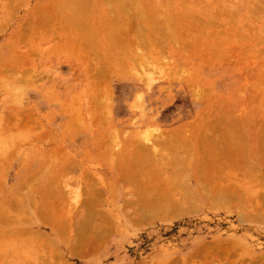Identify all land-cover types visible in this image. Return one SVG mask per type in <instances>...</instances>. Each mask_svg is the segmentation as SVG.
I'll use <instances>...</instances> for the list:
<instances>
[{
	"label": "rangeland",
	"instance_id": "374dc122",
	"mask_svg": "<svg viewBox=\"0 0 264 264\" xmlns=\"http://www.w3.org/2000/svg\"><path fill=\"white\" fill-rule=\"evenodd\" d=\"M15 1L18 2L19 0ZM38 1L42 0H24L17 3L19 5L13 7V12H11L12 10L6 11L4 8L9 5L4 4L7 6L4 7L2 4L4 1L0 2L2 4L0 5V210L6 209L5 215L8 212L10 216L16 219L15 221L0 223V235L2 233L3 236V227L8 230L19 227L29 228L32 231L41 232L43 234L41 239L47 240L48 244L47 248L44 245L45 248L42 246L39 250L28 248V240L33 241V245L35 242L40 243L31 235L25 237L12 235L8 239L7 236H3L4 238L0 236V264H170L175 262L177 257L188 252L191 247L196 248L200 244L205 245L215 241H222L219 243L224 245H235H232L231 248L233 251V247H235L236 252H231L235 254L233 259L244 261L251 255H264V221L253 218L241 221L238 215V203H233L234 201L227 203L226 206H224L225 204L218 205L220 208L214 209L215 207H210L206 201L207 198H204L200 191V187L210 189L212 186L211 191L218 190L217 192H219L222 191L223 185L225 186L224 189H227L228 184H230L232 187H229V190L232 189L233 191L235 188L237 193H244V198H246L244 200H248L247 203L250 206L257 204V196L259 199L264 196V187H262L264 185V163L262 162L264 145H260L264 142V129L260 128L264 127V53L257 56L258 54L254 55L251 49V47L254 48L253 46L263 47L264 43L253 41V44H258L253 45L243 35L241 37L242 42L239 43L234 39V41L231 39L229 43L223 40V48L219 45L221 43L217 42L219 44L216 50L214 48L216 42L213 41L218 39L217 33L222 29H228L231 32L235 29L234 26H232L233 29H229L227 26L225 28L219 26H207L208 28H206V25H204L205 28L199 27L204 23L202 19L213 14H216L218 18L221 15L219 22L228 20L229 23H235L236 19L232 18V12L229 14L228 10H239L244 7V3L254 0H132V2H130L131 0H119L117 2L116 0H108L109 2L107 0H88V7L82 6L83 1L81 6L83 7L82 10L85 9L84 12L82 13L78 5L76 6L79 9H75L81 11L80 14L82 13V15L79 14L81 17L84 13L86 17L87 15L91 16H88L87 22L84 20L86 24L84 21L82 24L91 25L89 31L92 29V33L95 32L96 34L94 36L91 32L88 33V29H85L86 26L84 25L87 33L92 34L95 38V43L90 49H88L89 45H85L88 49L86 53L76 51L75 47L69 46L72 41L65 38V34L69 31L68 28H61V26L58 28L60 23L69 26V23H63V21H70L69 19L72 20L71 17L77 16L75 6L71 4L72 0H68L71 2L69 4L65 0L57 2L54 0L56 2L54 7H52L54 2L52 3L51 11H56L54 12L55 15L52 12L54 17L52 23L56 25L57 19L59 20V24L56 25L58 27L55 28L53 24L51 27L52 30L55 28L53 31L55 34L51 33V30H46L43 34L42 32L45 30L37 28V17H35L33 21L29 22L30 24L28 23V25L33 26L35 31L33 38L30 40L26 38V41L14 37L12 31L15 30V23L19 18L29 16L30 13V15L36 14L37 11L32 12V6ZM120 1L121 3L124 1L125 4H119ZM79 2L78 4H80ZM65 3L68 4L67 7ZM24 4L25 6H23ZM121 6L127 8L126 10L131 16L132 13L136 12V15L135 13L133 15L138 17L137 12H142L139 10L140 8L146 10L143 11L144 13L153 12L154 14L152 13V17V15L149 16L142 12L144 22L142 23L143 27L141 24L142 28L139 29L137 26L138 24L140 26L141 21L138 23L139 20L136 17L133 19L134 16L133 18L127 16L129 19L130 17L133 19H130L131 22L129 19L124 21L126 18L122 20L123 11L121 15V10L123 8L121 9ZM125 11L124 14L127 13ZM109 12L112 13L109 14ZM115 15L120 18L119 23V18ZM190 15L193 17L190 18ZM144 16L147 18L145 19ZM244 18L245 20L241 22V24H245L243 29L256 34L257 17H251L248 13L247 17L244 15ZM75 19L77 20L76 17ZM75 19L73 18V21ZM83 19L81 18L79 22ZM196 20H202L200 21L202 23H196ZM133 21L137 25H134ZM125 22L128 23V27L123 26ZM131 23L134 27L131 26ZM25 24L27 26V21ZM116 26L125 29L127 27L128 35L121 32L122 38ZM31 27L30 29L29 27L28 29L25 28L27 31L25 33L28 36H30L28 30L31 33L33 31ZM129 28H131V33H134L133 35H130ZM110 30L112 33L116 31L119 33L120 41L122 39L120 43L116 42L119 41V38L116 39L118 33L116 32L117 36L111 35ZM140 30L145 36L140 33ZM152 30L156 32L152 33L153 36L150 34ZM49 32L54 36L52 37ZM147 33L150 35L148 36ZM134 35V40L138 39L137 42L133 41L135 43L127 44ZM86 36L90 37L87 34ZM86 36V40L92 39V37ZM90 40L89 42L87 40L88 44H91L93 39L91 42ZM125 41L127 42L125 43ZM124 45L126 48H129L130 45L129 50H127L129 53H126ZM218 47L221 50H218L220 49ZM247 48L253 56L247 53ZM222 50L224 54H221L224 58L219 54ZM214 51L216 54L215 57H212ZM216 55L221 58H216ZM120 59L121 62L124 59L125 63L120 64ZM21 62L22 64H20ZM33 64L34 66H32ZM19 65L21 66L20 69ZM122 65L125 67L123 68ZM97 66H101V69L104 67L105 70L107 69L104 72H109V81L107 83L100 82L101 84L98 86H93L91 83L93 77L90 74L93 73L94 76L97 73L99 70ZM28 73L29 75H27ZM141 73L143 76L148 74L150 80L146 75L144 76L146 79H143V76L140 79ZM25 74L29 77L28 79H25L27 78ZM91 89L98 90L92 100ZM65 90H85L87 105H83L82 100L81 102L76 101L74 97L76 93H68ZM86 107H91V109H86ZM92 109L94 113L93 111L90 112ZM89 112L92 113L91 116ZM70 115H72L73 121L70 120ZM199 132L203 133L205 137L201 142L208 143L207 145L202 144L200 148L198 147L200 146L198 145V138L202 139V134L201 137L198 136V134L200 135ZM220 134L224 136L222 137ZM219 136L222 139H217ZM171 138L174 139L173 143L170 141ZM207 139L212 143L215 140L220 146L218 144L219 147H217L215 143L210 146L211 143L209 144ZM261 139L262 142L260 143ZM147 141L148 143H146ZM167 141H169L168 144H166ZM180 141L181 143H179ZM184 141L189 147L185 143L182 144ZM234 141L235 143H233ZM228 144L230 145L229 148ZM199 149L202 151V155L206 154L199 155V157L204 158L200 157L202 160L199 159L197 162ZM211 149L215 150L214 153L218 151V153H224L225 151V155L226 152H231V156H233L231 158L237 159L241 165L238 161L232 160L234 166L236 165L235 167L233 164L227 163L231 166L222 165V171L217 166L219 176L217 175L218 178L215 177L217 174L215 170L216 182H214V178L210 177L208 180L205 177L202 179H205L207 184L211 183V186L209 184L207 187L204 181H201L203 185L199 186L198 181L201 177L196 180L198 175L195 168L197 167L194 166H198L201 161L205 163L208 154L213 155ZM143 150L147 151L144 152ZM176 154L183 158L180 160ZM186 154L187 156H185ZM222 154L217 155L222 156L223 159L224 154ZM132 155L135 156L132 158ZM166 155L167 158L173 157V166H177L176 163L179 165L173 167L169 163L166 169L172 171L174 168L175 170L172 172H165V169L157 165L163 163L162 160L168 164L167 160L165 161ZM229 155L227 154V157ZM123 157L126 159H124L125 161ZM158 157L161 162L157 161ZM231 158L229 157V159ZM119 159L122 161L119 162ZM132 159L133 161L136 159L139 165L142 164L140 161L144 162L143 165L145 164L146 168H143L145 170L141 172L140 167L143 166L141 165L138 167L139 172L134 169L138 174L134 173L133 168H130L136 165ZM247 160L250 163L246 164ZM66 161L72 163L68 165ZM63 162L68 166L65 167ZM114 162L120 163L117 168V164L114 166ZM130 162L135 165L128 164ZM123 163L130 165V167L126 166V169H132L131 173L136 174L135 177L138 175L139 180L134 178V175L131 178L135 182L131 179L128 183L119 180L122 177L120 170L125 169ZM251 163L257 171L253 177L252 172L255 169L252 171ZM138 164L136 167L139 166ZM244 166L245 168H242ZM179 167L187 169L188 179H186L185 174L183 176L182 169L178 172L176 168ZM258 171L260 174L262 173L260 176L262 180L257 177L256 181L254 177L256 179L255 174H258ZM171 173L174 175L172 176ZM45 174L49 175L46 176ZM44 175L46 176L45 179L51 177L50 180L39 181L44 178ZM28 178H32V180ZM253 180L254 182H252ZM259 181H262V184ZM217 182L220 185L219 188L216 187ZM170 183L173 185H169ZM41 184L43 186L40 187ZM167 185L175 186L174 188L177 190L180 187L182 190L179 189L178 191L182 194L186 192L185 195L189 197L187 200H196L195 205L190 206L191 209L183 215L162 217L165 219L148 217L141 222L138 221V223L137 221L133 222L125 214V211L123 212L124 208H127L124 206L127 195L137 197V192L144 188L154 187L152 189L160 191ZM253 185L255 186L251 187ZM41 188L44 190L41 191ZM152 189L150 190L152 191ZM88 190L91 198L90 196L87 197L89 195ZM46 192L51 194H46ZM44 193L48 196L45 197ZM25 195L29 197L28 200L30 201L26 200L27 197H23ZM50 195H55V201ZM246 195L256 198L255 200L251 198V201ZM86 197L89 200H96L94 204L99 203L102 207L100 208L98 204L97 207H99L96 210L98 212L95 211L96 216L101 218L91 219L94 222L93 226H97L99 230L97 227L94 229L91 225V233H87L88 236H86L89 238L87 242H89L91 251L82 256H75L67 250L69 245L67 237L72 235L71 233L75 230L71 231L72 228L66 223L64 227H67L61 230L53 229L47 222L35 225L36 220L40 219L41 216L32 206V203L34 201L33 204L40 205L42 201L50 200L54 202L55 208L62 212L54 216L55 218L62 219L64 217L65 219V215H68L67 217L72 222V218L79 215L78 225L83 227L80 220L87 215L82 212L94 208V205L89 203V208L86 209L88 206L87 201H85V199L88 200ZM91 200L88 202L93 203ZM253 200L254 203H252ZM82 202L83 204H81ZM18 204L22 207L19 216L16 210ZM196 204L197 210H195ZM80 205L81 207L78 208L77 206ZM99 209L103 210L99 211ZM76 211L80 212L73 217V214H77ZM76 218L78 217H75V221ZM84 219L82 220L84 221ZM78 225L75 228H79ZM93 231L102 232L90 236L89 234L95 233ZM74 232L73 236L75 235ZM92 237L97 239L94 238V241ZM90 238L92 239L90 240ZM91 241H94L93 245ZM235 264H239L238 261H235Z\"/></svg>",
	"mask_w": 264,
	"mask_h": 264
},
{
	"label": "bare ground",
	"instance_id": "6f19581e",
	"mask_svg": "<svg viewBox=\"0 0 264 264\" xmlns=\"http://www.w3.org/2000/svg\"><path fill=\"white\" fill-rule=\"evenodd\" d=\"M2 0H0V2H1ZM4 1V3L2 2V4L4 5H9L10 6V8H12V9H10L9 8V6L7 7V6H5L4 5V7H7V8H4L6 11L7 10H12L11 12H13L14 10V6L15 5H19V4H17V3H20V2H23L24 0H19L18 2L17 1H15V0H3ZM56 2L57 1H59V0H55ZM54 0L53 1H51V0H42V1H38V2H35L34 4H33V8H32V12H34V11H37L36 12V14H37V16H36V14H33V15H30L29 14V16L27 15V16H25V17H21V18H19L18 20H17V22L15 23V30H13L12 31V33L14 34V37H17V38H20V39H23V40H26L27 41V39L29 38V40H30V38H33L32 36H34L33 34L35 33V31H34V29H33V26L32 25H28V23L29 22H31V20L33 21L34 19H35V17H37L36 18V20H37V28L39 29V30H45L44 32H42L43 34L46 32V30H51L50 32L51 33H53V31H55L54 29L56 28V27H58V26H56L57 24H59V20L57 19V24L55 25V24H53L52 23V20H54V17H53V15H52V12H53V14H54V12H56V11H51L52 9V7H54V4L56 3ZM66 2H68V0H65ZM71 1V0H70ZM68 2V4L69 3H71L72 4V6H75L74 7V9L76 8V9H81V11H82V13L84 12L83 10H85V9H83L82 10V8L83 7H88V4L87 3H89V1L87 0H72L71 2ZM80 1V2H79ZM84 1V3L82 4V6H81V3ZM105 1V0H104ZM108 1V0H107ZM112 1H114V0H112ZM117 1H119V0H116V2ZM125 1V0H124ZM124 1L121 3V1L120 2H118L119 4H123L124 3ZM134 1H137V0H134ZM54 2V3H53ZM74 2H75V5H74ZM78 2L80 3V4H78ZM109 2V1H108ZM130 2H132V0L130 1ZM148 2V1H147ZM152 2V1H151ZM193 2H195V1H193ZM52 3H53V6H52ZM189 3H190V1H189ZM198 3V2H197ZM2 4H0V5H2ZM59 4V3H58ZM68 4H66L65 3V6L67 7V5ZM108 4V3H107ZM125 4V3H124ZM76 5H78V7L79 8H77V6ZM111 5V4H110ZM138 5V4H137ZM142 5V4H141ZM23 6H25V4L23 5ZM52 6V7H51ZM56 6V5H55ZM71 6V5H70ZM71 6V7H72ZM81 6V7H80ZM18 7V6H17ZM64 7V6H63ZM65 7V8H66ZM143 7H145V6H143ZM56 8V7H55ZM68 8H69V6H68ZM123 7L121 6V9H122ZM150 8H151V6H150ZM54 9V8H53ZM56 9H58V7L56 8ZM61 9V8H60ZM60 9H58V10H60ZM70 9V8H69ZM75 9V10H76ZM91 9V8H90ZM109 9V8H108ZM124 9V10H123ZM122 10H121V15H122V11H123V15L121 16L122 17V20L124 19V18H126L124 21H126L127 19H129L128 17L129 16H131V14H129V12L126 10L127 8H123ZM16 10V9H15ZM62 10V9H61ZM64 10V9H63ZM127 11V13H125L126 14V16H124L125 14H124V11ZM139 10H142V12L143 11H146V10H143V9H139ZM3 11V10H2ZM9 11V12H10ZM68 11V10H67ZM70 11V10H69ZM74 11V10H73ZM77 11V10H76ZM80 10H78L77 11V16H73V17H71L72 18V20L71 19H69L70 21H72L71 23H70V21H67V20H64L63 21V23H69V26L67 25H61V23H60V25H59V27L58 28H60V26H61V28H63V27H66V29L67 30H69V31H67L66 29V31L68 32V33H66L65 34V31H64V34L66 35V37L65 38H67V39H69V40H71L72 42L69 44V46H71V47H75V49H76V51H79V52H83V53H86L87 51H88V49H90L91 48V46L93 45V43H95L94 42V40H95V38H94V36L96 35L95 34V32H93L92 33V29H91V31H89V29L91 28L90 26L91 25H85L86 24V22H87V20H89L88 18L89 17H91V16H89V15H87V17H86V15H85V13L83 14V17H81L80 15H82V13L80 14V12H81ZM89 11V10H88ZM125 11V12H126ZM10 12V13H11ZM72 12V11H71ZM86 12V11H85ZM114 12V11H113ZM131 12V11H130ZM140 12V13H139ZM141 11H138L137 12V14H139L138 15V17L137 16H134L133 14L135 13V15H136V12H134V13H132V18H133V16H134V18L133 19H136L137 18V20H139V22L138 23H140V21H141V23H140V26H139V24H138V26H137V28L139 27V29L140 28H142L143 27V20H144V18H143V13H142ZM150 12H151V10H150ZM232 12V15H233V17L232 18H235L236 20H235V23H234V25H233V23H229L228 22V20L227 21H225V22H219L220 20H221V15L219 16V18L217 17V15L216 14H213V15H211V16H208V17H211L210 19L208 18V17H206L205 19H202L203 21H204V23L203 24H201L199 27H201V28H203L204 27V25H206L205 27L206 28H208V27H212V26H215V27H217V26H219L220 28H222V27H224L225 28V26H227L229 29H233L232 28V26H234V28L235 29H233L231 32H229V30L228 29H222V31H220V32H218L217 33V38L218 39H214V43L216 42H219V43H221V44H219V43H215V49H216V47H217V45L219 44L220 46H221V48H223L224 47V42H223V40H225V41H227L228 43H229V41H231V39L233 40H235L237 43H239L240 41H241V37H243V35H245L246 37H247V40L251 43V44H253L252 42L253 41H256V42H258V43H260V42H262V43H264V0H254L253 2H247V3H244V7L243 8H241V9H229L228 10V13L230 14ZM8 13V12H7ZM108 13V12H107ZM106 13V14H107ZM110 13H112V12H109V14ZM118 13H119V11H118ZM117 13V14H118ZM142 13V14H141ZM146 13V15L148 14L147 12H145ZM144 13V14H145ZM153 13V12H152ZM152 13H149L148 15L149 16H151L152 15V17H153V14ZM250 14V16L251 17H257V19H256V24H257V27H256V29H257V33L256 34H252L249 30H247V29H243V27H245V24H241V22H243L244 20H245V18H244V15H246V17H247V14ZM80 14V15H79ZM87 14H89V13H87ZM105 14V13H104ZM109 14H108V16H109ZM128 14V15H127ZM7 15V14H6ZM35 15V16H34ZM55 15V14H54ZM61 15V14H60ZM84 15H85V17H84ZM113 14H111V16H112ZM145 15V16H146ZM185 15V14H184ZM205 15V14H204ZM24 16V15H23ZM64 16V15H63ZM80 16V17H79ZM89 16V17H88ZM103 16V15H102ZM107 16V17H108ZM118 16H119V14H118ZM117 15H115V17H118ZM128 16V17H127ZM144 16V17H145ZM206 16V15H205ZM75 17L77 18V20L75 19ZM80 19H79V18ZM106 17V16H105ZM113 17H114V15H113ZM130 17V19H132ZM136 17V18H135ZM189 17V16H188ZM193 17V16H192ZM191 17V15H190V18H192ZM237 17V18H236ZM64 18H65V16H64ZM73 18L75 19V21H73ZM81 18L83 19V18H85V19H83L82 21H80L79 22V20H81ZM87 18V19H86ZM104 18V17H103ZM111 19H112V17H110ZM119 18V17H118ZM147 17H145V19H146ZM151 18V17H150ZM150 18H148V19H150ZM8 19V18H7ZM7 19H6V21H7ZM67 19V18H66ZM79 19V20H78ZM111 19H109V21H112ZM129 19V20H130ZM132 19V20H133ZM152 19V18H151ZM150 19V20H151ZM199 19H201V18H199ZM86 22H85V21ZM132 20H130V22L132 21ZM149 20V21H150ZM153 20V19H152ZM151 20V21H152ZM197 20H198V18H197ZM196 20V23L197 22H200V21H202V20H200V21H197ZM26 21H27V26H26ZM67 21V22H66ZM83 21L85 22V24H82L83 23ZM108 21V22H109ZM119 21H120V18L118 19V23H119ZM146 21V20H145ZM36 22V21H35ZM60 22H62V20H60ZM78 22V23H77ZM128 22V21H127ZM127 22H125V24L123 25V26H127L128 25V23ZM134 22V21H133ZM132 22V23H133ZM217 22H219V23H217ZM72 23H75V24H72ZM131 23V26H133L134 27V25L136 24L135 22H134V25ZM154 23V22H153ZM169 23V22H168ZM200 23H202V22H200ZM213 23H214V25H213ZM30 24V23H29ZM54 25V27L55 28H53V30H52V28L51 27H53V25ZM71 24H72V26H71ZM81 24V25H80ZM141 24H142V27H141ZM152 24V23H151ZM86 26V28L85 29H88V33H92L94 36H92V34H88L87 33V30H85L84 29V27ZM109 25V24H108ZM111 25V24H110ZM137 25V24H136ZM145 25V24H144ZM153 25H155V24H153ZM152 25V26H153ZM164 25V24H163ZM238 25V26H237ZM32 26V27H31ZM88 26V27H87ZM130 26V25H129ZM146 26V25H145ZM147 26H148V24H147ZM149 26H150V23H149ZM158 26V25H157ZM156 26V27H157ZM160 26V25H159ZM158 26V27H159ZM203 26V27H202ZM208 26V27H207ZM27 27V29H28V27H29V29H30V27L33 29V31H32V33L30 32V30H28V32H29V35L30 36H28V35H26L27 33H25V32H27L26 30H25V28ZM128 27V26H127ZM127 27H126V29L124 28V27H119V26H116V28H118L119 29V33H120V35H122L121 37L123 38V34H121V32H123V33H127V31H128V29H127ZM133 27H131V28H133ZM136 27V26H135ZM154 27V26H153ZM161 27V26H160ZM204 27V28H205ZM120 28H121V30H120ZM131 28H129V30L131 29ZM148 28H150V27H148ZM152 28V27H151ZM139 29H137V31H139ZM144 29H146V28H144ZM64 30V29H63ZM125 30V31H124ZM142 30V29H141ZM141 30H140V33H141ZM146 30H148V29H146ZM150 30V29H149ZM112 30H110V32H111ZM116 31V30H115ZM151 31V30H150ZM153 31H155V30H152V32L150 33L152 36H153V34L152 33H156V32H153ZM49 32V34L51 35V33ZM107 32V31H106ZM117 32V31H116ZM110 33L111 35L112 34H115L116 36H117V33ZM130 33H131V30L129 31ZM144 32V31H143ZM148 32V31H147ZM48 33V32H47ZM63 33V32H62ZM119 33H118V37H116V39L117 38H119ZM139 33V34H140ZM149 33V32H148ZM148 33H147V35H148ZM53 34H55V33H53ZM86 34L87 35H90V37H92V39L90 38V37H88V36H86ZM109 34V35H110ZM134 33H131L130 35H133ZM141 34H143L144 36H145V34L144 33H141ZM149 34V35H150ZM110 35V36H111ZM127 35H128V33H127ZM148 35V36H149ZM48 37H49V35H47ZM52 36V35H51ZM54 36V35H53ZM52 36V37H53ZM85 36L86 37H88V38H90L91 40H92V42H91V40L90 39H87L88 40V42H89V40H90V42H91V44L89 43L88 44V42H87V40H86V38H85ZM98 36V35H97ZM45 37V36H44ZM51 37V38H52ZM83 37H84V39H83ZM147 37V36H146ZM27 38V39H26ZM46 38V37H45ZM115 38V37H114ZM127 38V37H126ZM133 38V40L131 41V39ZM132 38H130V40H129V42L127 43V44H131V42L132 43H135V42H137L136 40H138L137 38L134 40V38H135V35H134V37L132 36ZM97 39V38H96ZM116 39H115V41H116ZM82 40H85V41H82ZM233 40V41H234ZM14 41V40H13ZM114 41V42H115ZM121 41H122V39H121ZM120 41V38H119V41L117 40L116 42H121ZM133 41H135V42H133ZM142 41V40H141ZM140 41V43H142ZM260 41V42H259ZM115 42V43H116ZM127 41H125V43H126ZM227 42H225L226 44H227ZM242 42V41H241ZM15 43V42H14ZM86 43V44H85ZM139 43V44H140ZM222 43H223V45H222ZM85 45H89L88 46V49L86 48V46ZM120 45V44H119ZM250 45V44H249ZM253 45H258V44H253ZM223 46V47H222ZM254 48H252L251 47V49H252V51H253V54L254 55H256V54H258L257 56H260L261 54H263L264 53V46L263 47H255V46H253ZM124 48H126V46L124 45ZM129 48H130V45H129ZM129 48L127 47L126 48V51L127 50H129ZM218 48H220V47H218ZM221 48L220 49H218V50H221ZM87 50V51H86ZM217 50V49H216ZM130 51H132L133 52V50H131L130 49ZM217 52H219V51H217ZM223 52V50L221 51V52H219V54L220 55H222V54H224V53H222ZM227 52V51H226ZM126 53H129L128 51L126 52ZM222 53V54H221ZM247 53L248 54H250V50H249V48H247ZM215 51L213 52V54H212V57H215ZM228 54V53H227ZM251 55V54H250ZM84 56V55H83ZM223 56V55H222ZM251 56H253V55H251ZM11 57V56H10ZM112 57H113V55H112ZM126 57H128V56H126ZM126 57H125V59H126ZM219 58L220 56H217L216 55V58ZM122 58H124V57H122ZM221 58V57H220ZM223 58H224V56H223ZM19 60H22V59H19ZM127 60V59H126ZM28 61V60H27ZM125 60L123 59V61L121 62V59H120V64H123V62H124ZM125 63V62H124ZM129 63V62H128ZM20 64H22V62L20 63ZM18 65V64H17ZM32 66H34V64L32 65ZM123 66V68L125 67V65H122ZM129 66V65H128ZM20 65H19V69H20ZM98 68H99V70H97V73H96V71H95V73L96 74H94V76L92 75V74H90V76L91 77H93V80H91V83L93 84V86H98L99 84H101L100 82H104V83H107V81H109V77H108V74H109V72L107 73V72H104V71H106L105 70V67L104 68H102L101 69V66L99 67V66H97ZM103 67V66H102ZM127 67V66H126ZM26 68H28V66H26ZM29 68H30V65H29ZM98 68H96V69H98ZM18 69V70H19ZM100 69H101V71H100ZM94 71V70H93ZM27 75H29V73L27 74ZM26 74H25V76H27ZM136 75V74H135ZM146 74H144V76H145ZM140 79H141V77L143 76V73H141L140 75ZM143 76V77H144ZM149 75L147 74L146 75V77H148ZM142 77V78H143ZM29 77L27 76V78H25V79H28ZM150 77H148V79H149ZM22 79V78H21ZM24 79V80H25ZM92 79V78H91ZM143 79H146L145 77L143 78ZM142 79V80H143ZM23 80V81H24ZM30 80V79H29ZM28 80V81H29ZM150 80V79H149ZM27 81V80H26ZM93 81V82H92ZM25 83V82H24ZM27 83V82H26ZM25 83V84H26ZM104 83H102V84H104ZM28 84H30L29 82H28ZM27 84V85H28ZM32 84V83H31ZM91 84V85H92ZM108 85V84H107ZM29 86V85H28ZM103 88H105V87H103ZM66 92H68V93H76L75 94V98H76V101H78V102H81V100H82V104L83 105H85L86 103H88V100H87V96H86V91L85 90H65ZM97 91L98 90H94V89H91V91H90V94H91V100L94 98V94H96L97 93ZM79 94H78V93ZM67 93V94H68ZM74 98V99H75ZM87 105V104H86ZM87 108H89V109H91V107H86V109ZM86 111H89V110H86ZM93 111V109L90 111V112H92ZM77 112V111H76ZM90 112H89V114H90ZM93 113H94V111H93ZM73 114V113H72ZM92 115V113L90 114V116ZM71 116V119L70 120H72L73 121V119H72V115H70ZM69 116V117H70ZM234 119H236V118H234ZM262 119V118H261ZM263 119H264V117H263ZM72 121L70 122V124L72 123ZM74 123V122H73ZM199 124V123H198ZM239 127V126H238ZM261 129L263 128L264 129V127H260ZM259 128V129H260ZM262 129V130H263ZM239 130H240V128H239ZM261 130V131H262ZM69 131V130H68ZM70 131H72V130H70ZM259 131V130H258ZM264 131V130H263ZM262 131V132H263ZM205 132V131H204ZM185 133H187V132H185ZM200 133V132H199ZM229 133H231V132H229ZM264 133V132H263ZM201 134H202V139H199L198 138V141H199V143H198V145H200V146H198L199 148L201 147V145L202 144H205V142H201V140H204L203 139V133H200V135L198 134V136H200L201 137ZM196 135V134H195ZM219 135V134H218ZM221 135V134H220ZM229 136L231 135V134H228ZM240 135V134H239ZM263 135V134H262ZM222 136V135H221ZM224 136V135H223ZM222 136V137H223ZM232 136V135H231ZM241 136V135H240ZM242 137V136H241ZM261 137V136H260ZM205 138V137H204ZM216 138V137H215ZM221 137L219 136V138H217V139H220ZM142 139V138H141ZM172 139V140H171ZM170 139V141H172V143L174 142L173 140V138H171ZM209 139H210V137H209ZM222 139V138H221ZM149 140V139H148ZM169 140V139H168ZM211 140V139H210ZM226 140H227V138H226ZM145 141V140H144ZM150 141V140H149ZM206 141H208L209 142V144H210V146H212V144H216L217 145V147H219L220 146V144H219V146H218V144H217V142H215V140L213 141L214 143H212V142H210L208 139L206 140ZM212 141V140H211ZM224 141V140H223ZM219 142H221V141H219ZM231 142V141H230ZM242 142V141H241ZM240 142V143H241ZM258 142H259V140H258ZM262 142V139H261V141H260V143ZM146 143H148V141L146 142ZM169 143V141H167V143L166 144H168ZM171 143V142H170ZM179 143H181V141L179 142ZM185 143V141L184 142H182V144H184ZM201 143V144H200ZM222 143V142H221ZM226 143V142H225ZM233 143H235V141L233 142ZM259 143V144H260ZM263 143V144H262ZM260 145H264V142H262ZM143 144V143H142ZM144 144H145V142H144ZM143 144V145H144ZM150 144H151V142H150ZM176 144V143H175ZM208 144V143H207ZM207 144H205V145H207ZM224 144V143H223ZM138 145H139V142H138ZM170 145V144H169ZM185 145H187L186 143H185ZM184 145V146H185ZM216 145H213V146H216ZM174 146V145H173ZM176 147H177V144L175 145ZM174 146V147H175ZM188 146V145H187ZM191 146V145H190ZM229 144H228V148H229ZM238 146V145H237ZM148 147V146H147ZM186 147V146H185ZM189 147V146H188ZM261 147V146H260ZM152 148V147H151ZM172 148V147H171ZM202 148H204V147H202ZM201 148V149H202ZM210 148H213V147H210ZM235 148H236V145H235ZM141 149H142V147H141ZM140 149V151H142ZM149 149H150V147H149ZM153 149V148H152ZM151 149V150H152ZM131 150V149H130ZM134 150V149H133ZM189 150H190V148H189ZM212 150L213 149H211V152H212ZM220 150V149H219ZM233 150V149H232ZM137 151V150H136ZM144 152L145 151H147V150H143ZM205 151H206V149H205ZM204 151V152H205ZM214 151L215 150H213V152H212V156H210V154H208L209 156H208V158H207V160L205 159V163H202V159L201 158H204V157H202L204 154H206V153H204L203 155H202V151H200V149H199V151H198V158H197V162H199V159H201L200 161V163H198V166L196 165V166H194V167H197V168H195V169H197L196 170V174L198 175V176H196V180H198L199 179V177H201V179H199V186H201V181H204V183H206V186L208 187V185L210 184V186H211V183H209V184H207L208 182H205L206 180L204 179H202V178H208V180H209V178L211 177V178H214V174H215V170H216V173H217V171L219 172V170H218V168L220 167L221 168V166L222 165H224V164H227V163H230V164H233V166H234V162L235 161H238L237 159L235 160L234 158H231V157H233V156H231V152L229 153V152H226V155L224 154L225 153V151H224V156H223V159L221 158V157H219L217 154H222V153H218V152H216V153H214ZM221 151V150H220ZM126 152V151H125ZM134 153H135V151H133ZM151 152H153V151H151ZM167 152V151H166ZM200 152H201V154H200ZM239 152V151H238ZM243 152V151H242ZM123 153V152H122ZM209 153V152H208ZM146 154V153H145ZM144 154V155H145ZM168 154V153H167ZM178 155H181V154H179V153H177ZM176 154V155H177ZM183 154V153H182ZM222 154V155H223ZM227 154H230L229 155V157L231 158V159H229V157H227ZM136 155H137V153H136ZM142 155V154H141ZM143 155V156H144ZM163 155V154H162ZM162 155H160V156H162ZM177 155V156H178ZM184 155V154H183ZM199 155H202V156H200L199 157ZM133 156H135V155H132V158H133ZM159 156V157H160ZM174 156V155H173ZM185 156H187V154L185 155ZM264 156V155H263ZM126 157V156H125ZM159 157L157 158L158 160L157 161H159ZM166 157V159H165V161L167 160V162H168V164L166 163V162H164V160H162V162L164 163V164H166V165H164L163 163H159V164H157V161H156V164L161 168H163V169H165L166 171L165 172H172V171H174L175 169L174 168H172V166L174 165V160H173V157H170L169 156V158H167V155L165 156ZM164 157V158H165ZM179 157V156H178ZM226 157H227V159H226ZM127 158V157H126ZM129 158V157H128ZM141 158V157H140ZM145 158V157H144ZM181 158H183L182 156L181 157H179V159L181 160ZM196 158V157H195ZM125 158L123 157V160H124ZM160 159H161V157H160ZM171 160V162H169L170 160ZM186 159H188L187 157H186ZM120 160L122 161V159H119V162H120ZM126 160V159H125ZM124 160V161H125ZM136 159H134V161H133V159H132V161H133V163H135L136 165L138 164L137 162V160L135 161ZM228 160H230V161H228ZM234 162H233V161ZM186 160H185V158H184V162H185ZM243 161V160H242ZM248 161V160H247ZM67 162V164L68 165H70L71 163L70 162H68V161H66ZM65 162V163H66ZM115 163L114 164V166L116 165V168H117V166L120 164V163ZM127 162V161H126ZM142 164H138L139 166H137L136 167V165L135 164H133L132 162H130V163H128V164H131L132 166L133 165H135V166H133V167H130V165H128V164H126V163H123V167H125V169L124 168H122V164L120 165L121 166V170H120V168H119V170H120V175L122 174V177H120L119 178V180H122V181H127V183H128V181L131 179L132 180V176L134 175V173H136V171L134 170V169H136L137 171H138V167H140L141 165H143V163L144 162H142V161H140ZM155 162V161H154ZM159 162H161V160L159 161ZM181 162H183V161H181ZM239 162V161H238ZM237 162V163H238ZM254 162V161H253ZM262 162L264 163V158H262ZM62 163V162H61ZM70 163V164H69ZM74 163V162H73ZM169 163H171L170 165H172L171 166V168L173 169L172 171L170 170H168V169H166V168H168V166L167 165H169ZM175 163H176V160H175ZM194 163V162H193ZM202 163V164H201ZM240 163V162H239ZM243 163H245V162H243ZM248 163H250L249 161L248 162H246V164H248ZM63 164H64V162H63ZM126 164V165H125ZM177 164V166H179L178 165V163H176ZM186 164H187V162H186ZM197 164V163H196ZM230 164H227L228 166H231ZM236 164V163H235ZM45 165V164H44ZM68 165H66V164H64V166L66 167V166H68ZM113 165V164H112ZM202 165V166H201ZM240 165H241V163H240ZM239 165V166H240ZM251 165V168L253 167V169H252V171L255 169V171H253L252 173V177L254 176V173H256L257 171H256V168H255V166H253L252 165V163L250 164ZM62 166V165H61ZM126 166L127 167H130V168H133V172L134 173H131V170H130V168H127L126 169ZM147 166V165H146ZM176 165L175 166H173V167H177ZM181 167H182V165H180ZM199 166H200V168H199ZM218 166V168L216 169V167ZM236 166V165H235ZM234 166V167H235ZM242 166H243V164H242ZM135 167V168H134ZM143 167H145V164L142 166V167H140V170H141V172H143L142 170H145V168H143ZM159 167H157V168H159ZM165 167V168H164ZM181 167H179V168H176V169H178V172H179V170L181 171ZM202 167V168H201ZM225 167V166H224ZM227 167V166H226ZM233 167V168H234ZM170 168V167H169ZM222 168H223V166H222ZM222 168L220 169V170H222ZM232 168V167H231ZM237 168H238V165H237ZM242 168H245V166L244 167H242ZM250 167H248V169H249ZM123 169H124V171H123ZM128 169H129V171H128ZM162 169V170H163ZM192 169V168H191ZM202 169V170H201ZM118 170V171H119ZM183 170V172H182V174H183V176H184V174H185V176L187 177V176H189V175H187L186 173H187V169L186 168H183L182 169ZM186 172H185V171ZM234 170H235V168H234ZM250 170V169H249ZM147 171V170H146ZM223 171V170H222ZM222 171H220V172H222ZM139 172V171H138ZM138 172L136 173V174H138ZM145 173V172H144ZM163 173H164V171H163ZM230 173V172H229ZM244 173H245V171H244ZM248 173V172H247ZM49 174H50V172H49ZM48 174V175H49ZM136 174L133 176L134 178H137L138 180H139V178H138V175H137V177H135L136 176ZM140 174V173H139ZM142 174V173H141ZM140 174V175H141ZM172 174V176L174 175V173H171ZM179 174V173H178ZM189 174V173H188ZM195 174V175H196ZM221 174V173H220ZM239 174V173H238ZM237 174V175H238ZM242 174V173H241ZM240 174V175H241ZM258 174H259V176H258ZM258 174H255L256 175V179H255V177H254V180H256L257 181V177H259V180H262V179H260V176L262 175V173L260 174V172L258 171ZM46 176H48L47 174H45ZM44 175V178H42V179H40L39 181H45L46 179L49 181L50 180V178L48 177V178H46L45 179V176ZM142 175H144V174H142ZM218 175V173L215 175V177ZM37 176V175H36ZM36 176H34V177H36ZM50 176H52L51 174H50ZM168 176H169V174H168ZM219 176V175H218ZM218 176L216 177V178H218ZM243 176V175H242ZM241 176V177H242ZM246 176V175H245ZM195 177V176H194ZM193 177V178H194ZM221 177H222V175H221ZM247 177V176H246ZM33 178V177H32ZM32 178H28L29 180L31 179L32 180ZM142 178V177H141ZM146 179H147V177H145ZM185 178V177H184ZM189 177H187L186 179H188ZM216 178H214V182H216ZM220 178V177H219ZM231 178V177H230ZM262 178V177H261ZM223 179V178H222ZM226 179V178H225ZM227 179H229V177H227ZM231 179H233V178H231ZM253 179V178H252ZM46 180V181H47ZM137 180V181H138ZM141 180V179H140ZM195 180V181H196ZM217 180H219V179H217ZM241 180V179H240ZM250 180V179H249ZM254 180L252 181V182H254ZM132 181H134L135 182V180H132ZM142 181H143V178H142ZM213 181V180H212ZM220 181H222L221 179H220ZM220 181H218V182H220ZM224 181H227V180H224ZM29 182V181H28ZM147 182V181H146ZM216 183L217 184V186L216 187H218V186H220L219 185V183ZM223 182V181H222ZM251 182V183H252ZM259 182H261V184H262V181H259ZM258 182V184H260ZM223 183H225V182H223ZM223 183H222V185H223ZM257 183V182H256ZM264 183V182H263ZM150 184V183H149ZM213 184H215V183H213ZM215 184V185H216ZM169 185H173V184H169ZM203 185V184H202ZM41 186H43L42 184L40 185V187ZM128 186H131V185H128ZM148 186V185H147ZM166 186V185H165ZM209 186V187H210ZM228 186L231 188L232 186H230V184H228ZM255 185H253V186H251V187H254ZM49 187H51V184H49ZM140 187V186H139ZM145 187V186H144ZM175 187V186H174ZM173 186H168L167 185V187H163V189L161 188V190L159 191V190H157V189H152V188H154V187H149L150 189H152V191L150 190V189H148V188H144V189H142L141 191H138L137 192V197H135V196H132V195H127V198L125 199V201H124V206H127V208H124V210H123V212L125 211V214H127V216L131 219V220H133V222H135V221H137V223H138V221L139 222H141L142 220H144L145 218H148V217H152V218H162V217H165V216H167V215H173V216H179V215H183V214H185L186 212H187V210L189 211L190 209H191V207H192V205H195V203L194 202H196V200H192V199H189V200H187V198H189L188 196H186L185 195V193L186 192H184V191H186V190H184L183 192V194L181 193V192H179L178 190L179 189H181L180 187H179V189L177 190V188H174ZM205 187V186H204ZM206 187V188H207ZM224 185H223V188L221 187V189H222V191H219V192H217V191H211L210 189H212V186H211V188L210 189H205V188H202V187H200V191L202 192V194H203V197L204 198H207V200L206 201H208V204L210 205V207H212L213 206V208L214 209H216V208H220V206H218V205H223V204H225L224 206H226V204L227 203H232L233 201V203H238V209H239V216H240V220L241 221H243V220H245V219H247V220H249V218H250V220L253 218V219H258V220H263L264 221V199H262V198H264V196L261 198V199H259V196H257V198H258V200H257V204H253V205H251L250 206V204L248 205V203H247V201H245L246 200V198H244L245 197V195H243V194H239V192L237 193V191H236V189L234 188L233 189V191H232V189H230L229 190V187L227 188V189H224ZM241 187H243V186H241ZM262 187H264V185L262 186ZM61 188V187H60ZM79 188V187H78ZM157 188H159V187H157ZM219 188V187H218ZM39 189V188H38ZM72 189H73V187H72ZM81 189V188H80ZM79 189V190H80ZM138 189V188H137ZM217 189V188H216ZM221 189H219V190H221ZM32 190V189H31ZM41 191L42 190H44V189H40ZM48 190V189H47ZM52 190H54V189H52ZM64 190V189H63ZM82 190V189H81ZM128 190H129V188H128ZM150 190V191H149ZM182 190V189H181ZM244 190V189H243ZM263 190V189H262ZM93 191V190H92ZM125 191H127V190H125ZM245 191V190H244ZM45 192V191H44ZM49 192V191H48ZM64 192H65V190H64ZM77 192H78V189H77ZM77 192H76V194H77ZM82 192H83V190H82ZM86 192H87V189H86ZM88 192H89V195H87V197L88 196H90V191L88 190ZM95 192H97L96 190H95ZM130 192H132L131 190H130ZM51 193H54L53 191H51ZM51 193H47L46 192V194H51ZM101 193V192H100ZM99 193V194H100ZM126 193V192H125ZM129 193V192H128ZM247 193V192H246ZM17 194V193H16ZM75 194V195H76ZM83 194H84V192H83ZM82 194V196H84ZM88 194V193H87ZM44 195H45V193H44ZM65 195V194H64ZM78 195V194H77ZM98 195V194H97ZM96 195V196H97ZM177 195V196H176ZM194 195V194H193ZM48 195H45V197H47ZM50 196H52L53 197V201H55L54 199V196L53 195H50ZM50 196H49V199H50ZM103 196V195H102ZM247 197L248 196H250V195H246ZM23 197H27L26 195L25 196H23ZM76 197V196H75ZM80 197V196H79ZM86 197V198H87ZM104 197V196H103ZM28 198L29 197H27L26 198V200L27 201H30V200H28ZM90 198H91V196H90ZM92 198H94V199H96V197H93L92 196ZM98 198V197H97ZM102 198V197H101ZM136 198V199H135ZM250 198V199H249ZM251 198H252V196L251 197H248V199L249 200H251ZM253 198H254V196H253ZM252 198V199H253ZM256 198V197H255ZM255 198H254V200H255ZM88 200H86L85 199V201H87V203L86 204H88V206H87V208L86 209H88L89 208V203H91V204H93L94 205V208L92 207V208H89V209H91V210H87V212H82V213H84V215H87V216H85L84 218H81V220L80 221H82L81 223H82V225H83V227H81V226H79L78 224H79V212L81 211V209H80V211L79 212H77L76 211V213L77 214H73L72 216L74 217L75 215H78V216H75V217H78V218H76V221H75V217L74 218H72L73 220H72V222L70 221V219H69V217H67L65 214V219L67 220V221H64L65 219H64V217L62 218V219H60V218H55L54 216H57L58 214H60V213H62L61 211L59 212L58 210L59 209H56L55 208V206H54V202H51L50 200H48V201H46L47 200V198L45 199V201L46 202H44V201H42L41 202V204L40 205H36V204H33L34 203V201H33V203H32V206L35 208V210L40 214V219H37L36 220V222H35V225H41L42 223H45V222H47V224L48 225H50L53 229H58V230H61V229H64V228H66L67 226H65L64 227V225H65V223L66 224H68L71 228H72V230L71 231H73V229L75 230V235L73 236V232L71 233L72 235H68V237H67V241L69 242L68 244V248H67V250L72 254V255H75V256H82V255H84V254H86V253H88V251H91L90 250V246H89V242H87V241H89L88 239V237H86V236H88L87 235V233H89L90 232V228H91V225L93 226V223L94 222H92V220L91 219H93V218H95V217H97V219L98 218H101V217H99V216H96V214H95V211L96 210H98V207L100 206V204H99V206L97 207V205L96 204H94L95 202H96V200H94V199H90L91 201H93V203L92 202H88V201H90L89 200V198H87ZM100 199V198H99ZM245 199V200H244ZM82 200H84V199H82ZM253 200V202L252 203H254L255 201ZM260 200V201H259ZM58 201V200H57ZM84 201V202H85ZM95 201V202H94ZM252 201V200H251ZM22 202V201H21ZM32 202V201H31ZM44 202V203H43ZM50 202V203H49ZM194 203V204H193ZM251 203V204H252ZM67 204V203H66ZM81 204H83V202L81 203ZM91 204H90V206H91ZM228 205V204H227ZM41 206V207H40ZM66 206V205H65ZM96 206V207H95ZM191 206V207H190ZM57 207V206H56ZM78 208H80L81 207V205L80 206H77ZM84 208V207H83ZM100 208H102L101 206H100ZM194 208H195V206H194ZM218 208V209H219ZM1 209V208H0ZM21 209H22V207L18 204V206L16 207V210L18 211L17 213H18V216H19V213L21 212ZM62 209V208H61ZM93 209V210H92ZM3 210V209H2ZM6 209H4V211H1L0 210V223H4V222H6V221H10L11 222V220L13 221H15L16 219H15V217H12V216H10L9 215V213L7 212V214L5 215V211ZM66 210V209H65ZM101 209H99V211H100ZM103 210V209H102ZM101 210V211H102ZM195 210H197V204H196V209ZM96 212H98V211H96ZM66 213V212H65ZM68 213V212H67ZM75 213V212H74ZM82 213H80V214H82ZM102 213V212H101ZM83 215V216H84ZM97 215H98V213H97ZM71 216V217H72ZM67 217V218H66ZM82 217V216H81ZM87 217V218H86ZM166 218V217H165ZM165 218H162V219H165ZM82 219H84V221L82 220ZM96 219V218H95ZM73 221H75V222H73ZM90 221H91V223H90ZM96 221H98V220H96ZM77 222V223H76ZM99 222V221H98ZM76 225H78L79 226V228L78 227H76L75 228V226ZM81 225V224H80ZM90 225V226H89ZM86 226H89V228L87 227L86 228ZM97 227V226H96ZM96 227H94L93 226V228L94 229H96ZM1 228V227H0ZM3 229H4V231H2L3 232V236H7V239H8V237L10 236V237H12V235H14V236H18L19 235V237H25L26 235L27 236H30L31 235V237H33L34 239H36L37 241L39 240V242L40 243H34V245H33V241H30V240H28L29 242H27V244H28V248H36V249H39V248H41L42 246H43V248H45L44 247V245L46 246V248H47V244H48V241L47 240H44V239H41V237H43V234L41 233V232H39V231H32L31 229H29V228H16V229H14V230H8V229H5V227H3ZM97 229H98V227H97ZM77 230V231H76ZM88 230V231H87ZM99 230V229H98ZM102 230V229H101ZM1 231V230H0ZM103 231V230H102ZM101 231V232H102ZM93 232H95V231H93ZM99 231H96L95 233H93V234H89L90 236L92 235V236H95V234L96 233H98ZM101 232H99V233H101ZM78 233V234H77ZM91 233V232H90ZM97 235V234H96ZM0 236H2V233H1V235ZM2 236V237H3ZM1 237V238H2ZM85 237H86V239H85ZM4 238V237H3ZM6 238V237H5ZM93 238V237H92ZM92 238H90V240L92 239ZM95 238V237H94ZM94 238H93V240H94ZM97 238H95V240H96ZM23 240V239H22ZM94 240V241H95ZM94 241L92 242V245H93V243H94ZM219 242H222V241H219ZM219 242H217V241H215V242H213V243H207V244H205V245H202V244H200V246H198V247H191V249L190 250H188V252H186L184 255H181V256H179V257H177V259H176V261L175 262H171L170 264H235V261H238V263L239 264H255V263H257V262H260L261 264H264V255H258V256H253V255H251V256H249V258L248 259H245L244 261L242 260V259H233V256H235V254H233V253H236L235 252V247H233L234 249H233V251H231V248H232V245L233 244H231V245H224V244H221V243H219ZM1 244H2V242H1ZM50 246H51V244H49ZM95 246V245H94ZM233 246H235V245H233ZM93 249V248H92ZM10 250V249H9ZM8 250V251H9ZM39 250H41V249H39ZM231 252H233V253H231ZM231 254V256H230V254ZM4 254H5V252H4ZM237 256V255H236ZM41 258V257H40ZM245 262V263H244Z\"/></svg>",
	"mask_w": 264,
	"mask_h": 264
}]
</instances>
